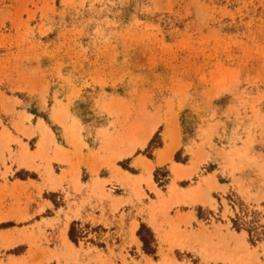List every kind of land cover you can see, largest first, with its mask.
Wrapping results in <instances>:
<instances>
[{
  "label": "rangeland",
  "instance_id": "obj_1",
  "mask_svg": "<svg viewBox=\"0 0 264 264\" xmlns=\"http://www.w3.org/2000/svg\"><path fill=\"white\" fill-rule=\"evenodd\" d=\"M0 264H264V0H0Z\"/></svg>",
  "mask_w": 264,
  "mask_h": 264
},
{
  "label": "trees",
  "instance_id": "obj_2",
  "mask_svg": "<svg viewBox=\"0 0 264 264\" xmlns=\"http://www.w3.org/2000/svg\"><path fill=\"white\" fill-rule=\"evenodd\" d=\"M174 160L175 161H178V158H177V155H175L174 157ZM74 223H72L70 225V228H69V231H68V237L69 239L72 241V242H76V239H75V234H74ZM144 227L141 225L139 231H138V234L140 236V241L142 242V248L144 251L150 253L152 250H149V243L151 240H153V237H152V234L149 233V238L147 237H144V236H141L140 235V232H141V229H143Z\"/></svg>",
  "mask_w": 264,
  "mask_h": 264
},
{
  "label": "bare ground",
  "instance_id": "obj_3",
  "mask_svg": "<svg viewBox=\"0 0 264 264\" xmlns=\"http://www.w3.org/2000/svg\"><path fill=\"white\" fill-rule=\"evenodd\" d=\"M57 117V116H56ZM56 119V118H55ZM172 121V120H171ZM170 124V123H169ZM45 128V127H44ZM171 129V133L173 134L172 135V139H174L176 136H177V127H176V125H175V123H172V127L170 128ZM47 130V129H46ZM49 132V131H48ZM171 133H170V137H171ZM150 136V130H148V132L147 133H145V137H144V140H142V144H143V142H146V140L148 139V137ZM177 147V145H175V143L174 144H172V147H171V149L170 150H174L175 148ZM133 148V147H132ZM128 154V153H127ZM147 168V167H146ZM148 169L149 170H151V166H148ZM196 169V168H195ZM179 173V172H178ZM176 174V173H175ZM52 175V174H51ZM201 197V196H200ZM200 197H197V199L199 198L200 199ZM205 200H207V199H205ZM197 201H199V200H197ZM210 201V200H209ZM207 202V201H206Z\"/></svg>",
  "mask_w": 264,
  "mask_h": 264
},
{
  "label": "crops",
  "instance_id": "obj_4",
  "mask_svg": "<svg viewBox=\"0 0 264 264\" xmlns=\"http://www.w3.org/2000/svg\"><path fill=\"white\" fill-rule=\"evenodd\" d=\"M177 142H178V139H175V140H173V143H172V144L175 143V145H177ZM175 149H176V148H175ZM173 151H174V150H169V152H167V155H166V157H165V160L170 159L171 154L173 153Z\"/></svg>",
  "mask_w": 264,
  "mask_h": 264
}]
</instances>
